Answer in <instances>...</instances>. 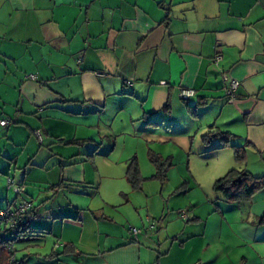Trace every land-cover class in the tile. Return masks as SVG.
<instances>
[{
  "label": "crops",
  "instance_id": "0c3cea01",
  "mask_svg": "<svg viewBox=\"0 0 264 264\" xmlns=\"http://www.w3.org/2000/svg\"><path fill=\"white\" fill-rule=\"evenodd\" d=\"M222 74L240 83L231 103ZM180 89L193 90V98L180 100ZM3 119L12 124L0 126V210L18 201L7 187L10 177L27 186L22 197L38 217L14 244L19 263L199 264L196 249L165 260L195 238L204 243L207 224L220 232L227 207L241 249L234 264H264V224L257 223L264 189L233 204L219 194L213 204L203 198L206 217L196 204L186 227L170 231L165 252L159 242L156 258L139 235L128 238L126 226L110 231L116 221L105 209L117 216L122 207L132 209L144 228L162 211L155 213L148 199L134 203L131 186L119 198L101 193L110 171L124 179L134 158L143 163L138 150L113 157L119 139L123 148L139 140L148 160L154 151L170 158V168L176 151L212 161V183L231 169L264 175V0H0ZM211 130L230 135L229 144L217 138L204 144ZM167 145L170 152L157 148ZM233 146L244 149L243 164H236ZM253 153L258 161L250 167ZM193 227L199 229L187 232Z\"/></svg>",
  "mask_w": 264,
  "mask_h": 264
},
{
  "label": "rangeland",
  "instance_id": "374dc122",
  "mask_svg": "<svg viewBox=\"0 0 264 264\" xmlns=\"http://www.w3.org/2000/svg\"><path fill=\"white\" fill-rule=\"evenodd\" d=\"M30 76V75H27ZM25 76V77H27ZM10 122V125L12 124V121L8 119H3ZM1 121V120H0ZM41 136L42 134L37 131ZM33 137L36 139L35 135L33 134ZM37 140V139H36ZM38 143H40L37 140ZM139 140H126L124 143L125 148H123V139H119L118 144V150L115 151L113 154V157L124 156L134 153L135 150H138L137 153V159L141 158V161L143 159V163H141L138 168L140 171V175L142 177L141 182V188L138 190L132 189L130 187V190L132 193H134L133 201L134 203L142 204L144 201L150 200V203L153 204V211L155 213L161 212L162 214H159L158 216L162 217L159 218V220L162 218V224L161 222L156 220H148L146 227H141L140 223L136 222L137 218L136 216L133 217L132 215H135L133 213V210H124V207L121 208V216H117V213H112L108 209H105L106 216H109L110 218L113 217V219L116 221V223L108 224V228L110 231H120V227L126 226L127 232L130 228L140 230V234L138 237H141L143 239V242L147 247L150 249L149 251L153 253L154 257L156 258L158 256L159 252V242L160 245H162L161 252H165L168 248V245L171 243L167 241V238L170 237V231L171 230H179L180 226L186 227L188 217L195 210L196 204L197 206V213L201 214L203 219L206 217V211L204 209V205L200 202L203 198H205V201L207 200L206 197H210L208 203L213 204V202H216L214 200V196L217 195L213 191V184L211 180V176L209 175V169L211 170V167H213L212 161L204 160V159H198L195 157H190L188 154L182 153L181 151H176L173 153L172 161H173V167L170 168V170L167 172V178L165 181H160L158 179L152 178L149 175L153 174V165L149 162L147 157L148 151H142L140 146H137V143ZM42 143V142H41ZM40 143V144H41ZM152 151V147H148ZM158 150H162L163 152H170L171 148L170 146L166 147H157ZM154 153V151H152ZM111 154V155H112ZM131 158L135 156V154L130 155ZM257 158L254 153L251 154L249 157L248 163L249 166L257 163ZM144 160L147 162L144 163ZM191 162V164H189ZM128 163V162H127ZM207 164H209L207 166ZM125 168L127 167V164H122ZM152 167H150V166ZM141 168V169H140ZM109 171V170H108ZM108 171L104 170V174H106ZM110 174L108 176H112V178L108 179L107 181L103 182V185L101 187V193L105 194L106 196H109L111 198H119L120 192L125 186H131L130 183H127L126 174L124 175V179L120 177V173H117L116 170L110 171ZM225 175V174H224ZM223 175V176H224ZM222 176V177H223ZM10 178V177H9ZM195 179V180H194ZM7 181V179H6ZM199 184V186H198ZM14 187H16L18 184L14 180ZM13 187V188H14ZM24 189L25 185H23ZM9 191L11 194H14V190L12 188H9ZM16 196V195H15ZM25 196V192L20 195L17 199V202H20L21 200H27L23 199ZM137 197V198H135ZM98 198V197H96ZM29 201V200H27ZM98 199L93 200L92 206L97 205ZM192 202V204L190 203ZM33 205V203H32ZM145 205V204H144ZM34 207V206H33ZM226 207V206H223ZM190 212V213H189ZM223 213L227 215L228 218V224L223 222V228L220 230V232H216L215 230H212L210 227V224H207L206 229V238L204 243L198 239L195 238L193 242H190L189 244H186L184 250H176L173 249L171 253L169 254L168 258L165 260V263H168L169 261L174 262V259H180V254H183L184 256L190 255L191 251L193 249L197 250V258L200 260L199 264H234L236 263V256L240 253L241 249H237L236 242L234 238V232H238L237 225L235 223L236 216L230 217L228 208H224ZM171 215L173 217V220L166 224L168 217ZM219 215L220 212H219ZM145 216V215H144ZM124 219H132L134 222L132 223L131 220L129 222L124 221ZM136 218V219H135ZM177 221V222H176ZM174 222V223H173ZM258 223V222H257ZM133 224V225H131ZM135 224V225H134ZM166 225V227H165ZM120 226V227H118ZM137 227V228H136ZM140 227V228H139ZM125 228V227H124ZM201 228V227H200ZM199 228L193 227L190 228L189 231H197ZM152 231L150 234H145L146 231ZM182 230H179L178 232H181ZM176 234V233H175ZM180 234V233H179ZM186 234V232L184 233ZM181 235H178V238ZM131 239H136L134 237H131L129 235L128 237ZM170 240V239H169ZM18 246L14 245V248H17ZM198 247V248H196ZM16 253V252H15ZM198 264V263H197Z\"/></svg>",
  "mask_w": 264,
  "mask_h": 264
},
{
  "label": "trees",
  "instance_id": "16d2710c",
  "mask_svg": "<svg viewBox=\"0 0 264 264\" xmlns=\"http://www.w3.org/2000/svg\"><path fill=\"white\" fill-rule=\"evenodd\" d=\"M214 138L219 139L224 144V146H226L229 144L230 138L232 137H230V135L228 134L211 130L202 137V142L207 145ZM231 149L233 151L234 160L236 164H243L245 160L244 149L242 147H234V146L231 147ZM149 160L152 163V165L155 167V175L152 178L158 179L160 181H165L167 177L166 176L167 171L172 166L170 158L163 160L157 157L156 155H154L153 153H149ZM126 177L132 189L138 190L141 188L142 177L140 176V171L138 169L135 158L132 160L129 169L127 170ZM263 189H264V175L254 176L246 170H237V169L229 170L223 177L217 179L213 184V191L219 194L221 196V199L228 204L249 201L258 193H260ZM31 212H33V214L35 215L34 207ZM32 223L24 227V230L22 231L21 234L22 237H24V234H26L28 228ZM258 224L260 225L264 224V215L258 220ZM17 241L18 239L12 240L13 247ZM0 252H2L5 256V259H3L4 260L3 264H21L15 259V248H14V254H12L7 251V246H5L3 242H0ZM12 256L14 257L13 261H12Z\"/></svg>",
  "mask_w": 264,
  "mask_h": 264
},
{
  "label": "built area",
  "instance_id": "2783aa9c",
  "mask_svg": "<svg viewBox=\"0 0 264 264\" xmlns=\"http://www.w3.org/2000/svg\"><path fill=\"white\" fill-rule=\"evenodd\" d=\"M214 63L217 64L220 62L221 57L219 55L214 57ZM27 80H32L33 76H27ZM221 80L225 84V95L228 99V102L231 103L236 98L237 89L240 86V83L232 78H229L226 74L221 75ZM127 85H131V81H125ZM194 91L189 89H180L178 92V98L180 100H189L193 98ZM10 124L9 121L1 120L0 126L6 127ZM36 139L41 143V135L36 131L34 132ZM14 179L7 178V187L12 188L16 196H20L25 192L23 185H17L14 187ZM14 187V188H13ZM33 205L30 201L21 200L17 202L13 207L6 208L0 211V242H3L7 246V251L14 254V247L12 240H19L22 236V231L24 227L37 220V217L31 212ZM129 235L136 238L140 234V230L130 228ZM14 257L12 256V261Z\"/></svg>",
  "mask_w": 264,
  "mask_h": 264
}]
</instances>
